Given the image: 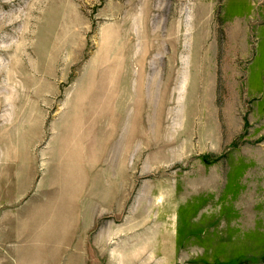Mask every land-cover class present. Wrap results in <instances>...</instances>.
<instances>
[{"label":"rangeland","instance_id":"rangeland-1","mask_svg":"<svg viewBox=\"0 0 264 264\" xmlns=\"http://www.w3.org/2000/svg\"><path fill=\"white\" fill-rule=\"evenodd\" d=\"M0 264H264V0H0Z\"/></svg>","mask_w":264,"mask_h":264}]
</instances>
